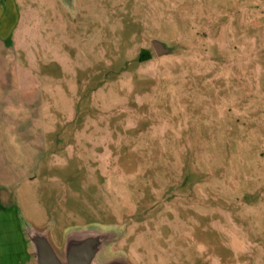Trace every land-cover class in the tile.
<instances>
[{
  "label": "rangeland",
  "instance_id": "1",
  "mask_svg": "<svg viewBox=\"0 0 264 264\" xmlns=\"http://www.w3.org/2000/svg\"><path fill=\"white\" fill-rule=\"evenodd\" d=\"M0 4L17 15L0 213L58 247L70 228L121 230L111 253L131 264H264V0Z\"/></svg>",
  "mask_w": 264,
  "mask_h": 264
},
{
  "label": "water",
  "instance_id": "2",
  "mask_svg": "<svg viewBox=\"0 0 264 264\" xmlns=\"http://www.w3.org/2000/svg\"><path fill=\"white\" fill-rule=\"evenodd\" d=\"M69 10L74 0H60ZM158 57L168 56L170 50L158 41L152 42ZM18 221L28 246L30 264H131L123 254H112L123 231L97 224L70 228L65 232L61 247L53 241L51 226L37 228L18 214Z\"/></svg>",
  "mask_w": 264,
  "mask_h": 264
},
{
  "label": "crops",
  "instance_id": "3",
  "mask_svg": "<svg viewBox=\"0 0 264 264\" xmlns=\"http://www.w3.org/2000/svg\"><path fill=\"white\" fill-rule=\"evenodd\" d=\"M13 15L16 12L12 7L0 4V36L5 37L6 24ZM0 264H30L28 246L14 211L0 213Z\"/></svg>",
  "mask_w": 264,
  "mask_h": 264
},
{
  "label": "trees",
  "instance_id": "4",
  "mask_svg": "<svg viewBox=\"0 0 264 264\" xmlns=\"http://www.w3.org/2000/svg\"><path fill=\"white\" fill-rule=\"evenodd\" d=\"M152 58L150 52L148 51H142L139 58H138V62L139 63H144L149 61Z\"/></svg>",
  "mask_w": 264,
  "mask_h": 264
}]
</instances>
